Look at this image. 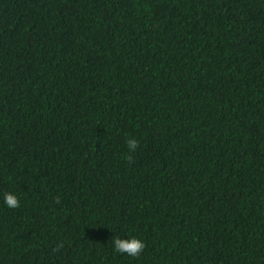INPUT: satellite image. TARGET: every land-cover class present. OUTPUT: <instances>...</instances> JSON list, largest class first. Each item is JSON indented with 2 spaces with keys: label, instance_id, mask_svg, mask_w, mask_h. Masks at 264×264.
Instances as JSON below:
<instances>
[{
  "label": "trees",
  "instance_id": "trees-1",
  "mask_svg": "<svg viewBox=\"0 0 264 264\" xmlns=\"http://www.w3.org/2000/svg\"><path fill=\"white\" fill-rule=\"evenodd\" d=\"M0 264H264V0H0Z\"/></svg>",
  "mask_w": 264,
  "mask_h": 264
},
{
  "label": "clouds",
  "instance_id": "clouds-1",
  "mask_svg": "<svg viewBox=\"0 0 264 264\" xmlns=\"http://www.w3.org/2000/svg\"><path fill=\"white\" fill-rule=\"evenodd\" d=\"M130 148L134 149L136 147V142H129ZM4 202L10 208H17L19 206L18 197L14 192H7L4 194ZM113 248L116 253L126 254L129 257H138L144 250L145 243L142 239L136 237H114Z\"/></svg>",
  "mask_w": 264,
  "mask_h": 264
}]
</instances>
